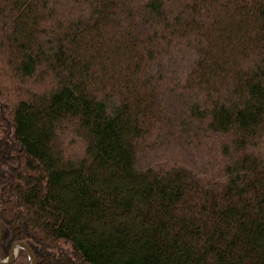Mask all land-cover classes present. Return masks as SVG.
I'll return each mask as SVG.
<instances>
[{
	"label": "trees",
	"instance_id": "1",
	"mask_svg": "<svg viewBox=\"0 0 264 264\" xmlns=\"http://www.w3.org/2000/svg\"><path fill=\"white\" fill-rule=\"evenodd\" d=\"M0 221V259L264 264V0H0Z\"/></svg>",
	"mask_w": 264,
	"mask_h": 264
},
{
	"label": "water",
	"instance_id": "2",
	"mask_svg": "<svg viewBox=\"0 0 264 264\" xmlns=\"http://www.w3.org/2000/svg\"><path fill=\"white\" fill-rule=\"evenodd\" d=\"M2 234V224L0 221V238ZM19 248L24 249L27 252L28 258L30 260V264H37L36 263V256L32 250V248L24 241L22 240H17L14 241L8 250V255L5 259H0V264H10L12 263L17 255V251Z\"/></svg>",
	"mask_w": 264,
	"mask_h": 264
}]
</instances>
